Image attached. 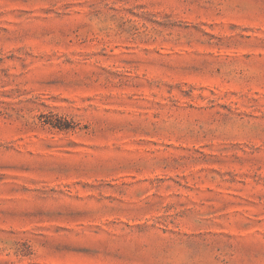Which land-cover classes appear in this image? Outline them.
<instances>
[{
	"label": "rangeland",
	"instance_id": "obj_1",
	"mask_svg": "<svg viewBox=\"0 0 264 264\" xmlns=\"http://www.w3.org/2000/svg\"><path fill=\"white\" fill-rule=\"evenodd\" d=\"M0 264H264V0H0Z\"/></svg>",
	"mask_w": 264,
	"mask_h": 264
}]
</instances>
